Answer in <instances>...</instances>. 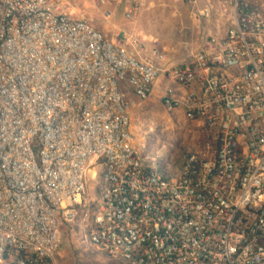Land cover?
Listing matches in <instances>:
<instances>
[{
  "label": "built area",
  "instance_id": "built-area-1",
  "mask_svg": "<svg viewBox=\"0 0 264 264\" xmlns=\"http://www.w3.org/2000/svg\"><path fill=\"white\" fill-rule=\"evenodd\" d=\"M88 1L134 22L153 0ZM173 3L199 31L179 64L156 37L105 35L76 0H0V264H57L90 177L81 243L109 260L264 264V0ZM162 76L165 110L208 139L175 173L131 134L128 94L147 102Z\"/></svg>",
  "mask_w": 264,
  "mask_h": 264
},
{
  "label": "rangeland",
  "instance_id": "rangeland-1",
  "mask_svg": "<svg viewBox=\"0 0 264 264\" xmlns=\"http://www.w3.org/2000/svg\"><path fill=\"white\" fill-rule=\"evenodd\" d=\"M76 2L78 16L88 19L105 35L110 36L123 30L119 25V21L123 20L121 8H118L114 22H106L101 15L103 9H95L88 0ZM173 7H169L167 2L152 6L131 26L146 36L158 38L172 62L179 64L185 59L184 49L179 42H199V31L191 24L186 8L181 6L179 10L175 6L179 14L178 18H173L172 13L176 14L172 12ZM182 27L186 30L180 35ZM159 83L165 91L167 83L163 76ZM130 95L134 146L148 166L159 170L169 169V172L175 173L191 152L203 148L208 142L202 129L196 124L187 123L180 114H169L158 98L150 97L147 102L140 103L133 94ZM96 207L97 183L90 177L76 222L62 230L63 244L56 256L57 264H118L109 260L105 254L94 252L81 243V234L91 225Z\"/></svg>",
  "mask_w": 264,
  "mask_h": 264
},
{
  "label": "crops",
  "instance_id": "crops-1",
  "mask_svg": "<svg viewBox=\"0 0 264 264\" xmlns=\"http://www.w3.org/2000/svg\"><path fill=\"white\" fill-rule=\"evenodd\" d=\"M162 2H167V4L169 5V7H172V6H174L173 8H174V10L172 11V12H175L176 14L174 15V13H172V17L173 18H176L177 17V14H179L178 13V11L176 10V7H175V5H174V3H173V0H153L152 1V4L146 9V10H148V9H150L152 6H155V5H159V4H161ZM201 6H202V4H200ZM181 6H177V9H179ZM186 8V10L188 11V17H189V20L191 21V24L193 25V27H195V28H198V26H197V24H195L191 19H190V13H189V9L187 8V7H184V9ZM145 10V11H146ZM180 10V9H179ZM144 11V12H145ZM143 12V13H144ZM143 13H141L140 15H139V18L141 17V15L143 14ZM122 15V14H121ZM115 17H116V14L113 16V18H112V20L111 21H113L114 22V19H115ZM122 18H123V15H122ZM178 18V17H177ZM133 22H127V21H125L124 20V18H123V20H121V21H119V25L120 26H122L123 28V31H129V30H133V29H135L137 32H140L139 30H137L136 28H134L133 26H131V24H132ZM186 30V28H181L180 29V31H179V33H180V35L182 34V33H184V31ZM141 33V32H140ZM141 34H143V33H141ZM143 35H146V34H143ZM148 36V35H147ZM154 37V36H153ZM131 93H129L128 94V97H129V99H130V95ZM163 95H164V90H163V88H162V86H161V83H159L158 82V84L155 86V89H154V91H153V94H152V96H151V98L153 97V98H158L159 99V101H160V103L162 104V102H161V100H162V97H163ZM134 96V95H133Z\"/></svg>",
  "mask_w": 264,
  "mask_h": 264
}]
</instances>
